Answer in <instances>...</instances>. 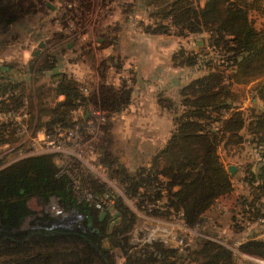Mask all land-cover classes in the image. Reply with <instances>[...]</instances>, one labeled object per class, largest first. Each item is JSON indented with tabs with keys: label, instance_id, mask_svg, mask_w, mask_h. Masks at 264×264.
Masks as SVG:
<instances>
[{
	"label": "rangeland",
	"instance_id": "1",
	"mask_svg": "<svg viewBox=\"0 0 264 264\" xmlns=\"http://www.w3.org/2000/svg\"><path fill=\"white\" fill-rule=\"evenodd\" d=\"M151 1L0 0V77L14 86L0 93V170L42 154L59 168V157H70L66 176L77 181V189L70 183L73 193L92 204L97 198L112 203L105 211V233L98 235L112 264H201L205 258L198 249L206 242L228 250L233 264H264V256L245 247L264 241V218L251 219L250 206L244 204L264 202L258 183L247 179L264 151L249 142L246 130L242 144L218 149L232 191L193 225L169 207L163 175L158 174L154 187L128 188L141 169L142 175L157 170L154 157L185 108L181 89L211 65L228 66L208 45L205 32L180 35L169 25L166 31V21L151 16L157 8ZM254 20L260 27L261 19ZM60 82L76 88L72 107L61 104ZM255 86L233 85L234 104L246 117L264 112ZM101 88L124 97V103L103 106ZM43 131L50 132L55 151L42 152L50 150L40 143ZM116 199L126 220L116 215ZM58 203L55 197L31 196L28 212L9 233H1L0 222V264H102L71 234L94 236L83 219L65 209L73 223L52 224L50 208L62 209Z\"/></svg>",
	"mask_w": 264,
	"mask_h": 264
},
{
	"label": "trees",
	"instance_id": "2",
	"mask_svg": "<svg viewBox=\"0 0 264 264\" xmlns=\"http://www.w3.org/2000/svg\"><path fill=\"white\" fill-rule=\"evenodd\" d=\"M151 4L157 7L151 16L166 21V31L169 25L179 28L180 35L205 32L208 45L221 54L222 62L228 65H211L206 74L181 89L185 108L175 120L177 127L168 142L154 157L153 165L157 170L154 168L153 172L142 175L141 169L128 187L133 192L144 184L154 187L158 174L163 175L169 207L193 225L220 196L232 191L231 178L220 161L218 149L242 144L241 131L246 130L251 136L249 142L264 151V112L246 117L240 106L234 104L237 95L233 90V85L256 82V94L264 101V0H152ZM257 17L261 19L260 27L255 25ZM152 32L160 31L153 29ZM0 80V93L14 88L7 86L2 76ZM57 91L65 96L61 104L72 107L73 100L78 97L76 88L69 82H60ZM100 91L103 106L114 108L124 103L125 98L116 97L111 89L101 88ZM119 98L122 101L117 100ZM262 159L258 169L249 171L247 178L251 184L258 183L259 198H264V154ZM58 170L47 154L25 157L1 169L2 225L9 229L15 226L28 212L27 199L44 195L56 197L64 210L77 208L85 223L93 224L98 234H104L108 218L99 221L96 208L85 201L77 202L69 178L60 175ZM95 187L104 191L101 186ZM118 200L115 202L116 215L126 220V210ZM244 204L250 206L251 219L264 218V202L259 201L257 207L254 202ZM71 234L96 253L102 264H112L108 250L100 247L98 236ZM245 247L264 256V241L249 242ZM198 252L205 258L201 264H233L231 253L211 242L201 244Z\"/></svg>",
	"mask_w": 264,
	"mask_h": 264
},
{
	"label": "built area",
	"instance_id": "3",
	"mask_svg": "<svg viewBox=\"0 0 264 264\" xmlns=\"http://www.w3.org/2000/svg\"><path fill=\"white\" fill-rule=\"evenodd\" d=\"M12 94V93H11ZM7 95V94H6ZM51 134L50 132H47V131H43V139L42 141H40V143L43 145V146H50V150H43L42 152L44 151H48V152H53L55 151V146L53 145V141L52 139L50 138ZM59 159L62 161V164H63V167H59L58 169V173L60 175H68V171H67V163L69 162V159L70 157H59ZM68 167L70 168V166L68 165ZM71 172V171H70ZM70 177V176H69ZM68 177V178H69ZM70 180V183L71 184H75V187L76 189L78 188L77 186V181L73 180L72 178L69 179ZM72 189V188H71ZM81 190V189H79ZM76 191V190H75ZM73 192V190H72ZM79 192V191H78ZM74 194V193H73ZM75 198L77 199V202L79 201H85L87 202L90 206L96 208L98 211H106V209H108V206L109 208H112V203L111 204H107V202H105L104 200L100 199V198H97L96 200V203L92 204L91 201L87 200V199H84L81 200L80 198H78L75 194H74ZM50 211L53 215H55V218H54V222L53 224H56V223H67L68 220L66 218V214L64 211H62V209H60L57 205H54L50 208ZM261 264H263L262 261H260Z\"/></svg>",
	"mask_w": 264,
	"mask_h": 264
},
{
	"label": "flooded vegetation",
	"instance_id": "4",
	"mask_svg": "<svg viewBox=\"0 0 264 264\" xmlns=\"http://www.w3.org/2000/svg\"><path fill=\"white\" fill-rule=\"evenodd\" d=\"M36 2V4H37V1H35ZM46 5L48 6V7H51L50 5H49V3L48 2H46ZM8 7L9 6H5V5H3V7H2V9L4 8V9H8ZM20 7L22 8V6L20 5ZM52 8V7H51ZM22 11H24V9L22 8L21 9ZM56 198V197H55ZM56 200L58 201V199L56 198ZM59 204V203H58ZM71 211H72V213H75L77 216H76V219L77 220H80V219H83L84 220V222H85V218L83 217V215H81L79 212H78V209L77 208H71L70 209ZM62 211H64L65 212V210L62 208ZM98 211V210H97ZM99 212V215H98V217H99V221H103L106 217H107V215H106V217H103V218H101L100 219V212H102V211H98ZM66 214H67V212H65ZM70 213H68L67 215H69ZM50 217H52L53 218V220H54V218H55V215H53L52 213H51V211H50ZM50 220H48V222H49ZM1 222V221H0ZM52 223V222H51ZM68 227L73 223V219L72 218H69V220H68ZM53 224V223H52ZM65 224V223H64ZM1 226H2V228H1V233L3 232V233H9L10 232V229L9 228H5L3 225H2V223H1ZM85 227V226H84ZM84 227L82 226V228L81 229H83V230H85L84 229ZM86 227H88V230L90 231V234H94L95 236H98L99 234L97 233V228H95V226L93 225V224H90L89 226H87L86 225ZM85 227V228H86ZM44 229V228H43Z\"/></svg>",
	"mask_w": 264,
	"mask_h": 264
},
{
	"label": "water",
	"instance_id": "5",
	"mask_svg": "<svg viewBox=\"0 0 264 264\" xmlns=\"http://www.w3.org/2000/svg\"><path fill=\"white\" fill-rule=\"evenodd\" d=\"M234 167L233 166H229L228 167V171L232 174L233 172H234ZM105 214H106V212L105 211H102V212H100V219L101 218H103L104 216H105ZM57 224V226H60V227H68L67 225H68V223H56Z\"/></svg>",
	"mask_w": 264,
	"mask_h": 264
},
{
	"label": "bare ground",
	"instance_id": "6",
	"mask_svg": "<svg viewBox=\"0 0 264 264\" xmlns=\"http://www.w3.org/2000/svg\"><path fill=\"white\" fill-rule=\"evenodd\" d=\"M70 218V217H69Z\"/></svg>",
	"mask_w": 264,
	"mask_h": 264
}]
</instances>
